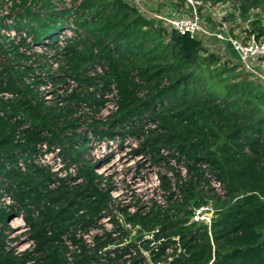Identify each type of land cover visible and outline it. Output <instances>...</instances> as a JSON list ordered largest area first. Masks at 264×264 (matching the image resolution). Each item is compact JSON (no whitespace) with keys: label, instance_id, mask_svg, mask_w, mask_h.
<instances>
[{"label":"trees","instance_id":"trees-1","mask_svg":"<svg viewBox=\"0 0 264 264\" xmlns=\"http://www.w3.org/2000/svg\"><path fill=\"white\" fill-rule=\"evenodd\" d=\"M33 1L42 2L43 12L23 0L24 13L13 26L32 41L0 39V53L10 56L9 62L0 63V200H14L13 205H0V264H125L130 248L138 247L133 241L116 246L103 260L99 252L123 243L132 232L121 223L120 237L96 236L93 253L77 236L79 229L98 225L111 197L110 188L99 187L97 163L84 156L90 132L96 138L135 136L141 143L134 152L150 155L154 163L165 159L163 148L173 147L191 161L192 175L179 185L182 200L164 213L130 216L124 210L125 222L137 230V240L148 252L138 247L129 264H264V82L241 61L210 51L201 37L148 16L133 0H75L78 4L70 9ZM199 1L201 10L204 3L227 0ZM232 1L244 20L253 9L262 10L245 30L264 40V0ZM186 2L172 1L170 8L181 11ZM73 17L74 34L61 46L60 34L71 27ZM49 28L51 33L42 34ZM32 43L55 51L62 74L44 77L35 72L29 61L34 57L36 63L44 55L20 50L32 48ZM97 65L107 67L104 74L90 73ZM68 79L76 86L59 93ZM50 82L56 87L52 105L40 90ZM113 84L117 108L101 121L103 127L97 121L84 134L77 132L80 116L75 113L84 104L100 112ZM43 144L48 150L60 147L67 164L81 162L77 176L61 178L38 163ZM200 162L209 164L228 189V197L216 202L211 234L190 219L191 206L206 201L194 179L202 178ZM78 177L83 178L79 183L68 181ZM162 181L170 187L165 176ZM17 216L25 220L34 244L20 255L7 244V230ZM145 234L151 237L143 238ZM67 239L81 248L72 261Z\"/></svg>","mask_w":264,"mask_h":264},{"label":"built area","instance_id":"built-area-1","mask_svg":"<svg viewBox=\"0 0 264 264\" xmlns=\"http://www.w3.org/2000/svg\"><path fill=\"white\" fill-rule=\"evenodd\" d=\"M52 3V0H48ZM23 0H0V39H17L16 43L22 37H26L28 42L32 41V37L28 35L25 31L17 32L16 29H14V25L16 23V19L19 17L18 15L24 13V8L21 6ZM193 6L201 4V1L194 0L191 1ZM27 4L31 5V0H27ZM35 5V3L33 4ZM13 6H19L23 9L20 13H13L11 10L13 9ZM55 9H62V7H58L56 5H53ZM70 9V8H69ZM32 10H34L32 8ZM11 11V12H10ZM198 12L194 11L193 13H190L189 15L186 14H178L168 17L165 16V18L168 19L170 27L178 30L181 33H188L192 37L200 36V34H203L202 32L205 31L202 20L200 16L197 14ZM164 18V17H163ZM24 21H26V18H24ZM73 26V25H72ZM213 26V32L212 34L216 36L219 39H224L228 41L235 52L238 55L239 61L242 62V64L245 66L246 70L253 73L255 76L259 77L261 80L264 79V40L263 39H257L255 36H249V34L245 31L244 36L239 35H233L231 31L228 29V24L225 22H222L221 25L218 27L215 26L212 23ZM74 28V27H73ZM73 28H65L61 34H60V44L61 46H64L65 39L69 36H72L74 34ZM48 39V38H47ZM47 41V40H46ZM32 48H27L22 46L20 48L21 51L26 52L27 54L32 53H38L39 50H48L46 47H42L40 45L31 44ZM2 57H4L6 63V54L0 53V63H2ZM34 57L31 61H29V64H32V66L35 69V72L37 74H41L44 77L46 75L50 74H62L60 71V65L63 64L58 59H54L52 56L48 57L46 59V62L42 64V69H40L36 63H33ZM107 69L104 65H97L90 73L92 75L97 74H104L105 70ZM29 81V79H26ZM67 84H63L62 87H59L60 91L64 93V91H71L76 86V81L73 79H68ZM54 87L56 88L51 82L45 85H42L41 89H44L46 87ZM42 92V91H41ZM117 94V88L113 84L112 85V91L108 92L106 97L108 98L105 107L100 112H94L96 114H102L104 110H108V114L104 117L105 120L107 119L108 115H110L116 108V98L115 95ZM6 96L9 97L11 94L6 93ZM45 98V97H44ZM82 107H88L85 104L82 105ZM89 108V107H88ZM91 109V108H90ZM80 110L77 111V113ZM92 111V109H91ZM76 115V113H75ZM88 130V129H86ZM89 131V130H88ZM85 133V132H84ZM90 132L89 138L91 141L89 144H91L94 140L99 141L103 140V138H96L94 134ZM132 136L128 135L125 138H121L120 136L111 139L108 137H104L105 140L108 142L111 141H119L124 140L127 137ZM135 137V136H133ZM137 138V137H136ZM42 146V152L37 156V162L49 167L50 170L57 175L58 177H75L77 176L78 169L81 165V162H72L70 164H67L59 155L61 148L60 147H53L51 150H48L45 144ZM87 152H90L89 150ZM162 154L164 155L165 159L162 160L165 165H167L168 170L164 171L161 167L154 168V170L150 171L146 168V170H141L140 172H136V176L129 180V185L126 188H121L120 190L116 189V185L119 183L117 175H108L107 173L103 174L99 170L100 168L96 167L95 171L99 175L98 177V184L99 187L103 190H107L110 188V200L107 203L106 209L103 210V215L100 218L98 225L90 227L88 229H79L77 231V236L81 237L86 248L87 246H95L97 245L96 236H99L101 238H105L107 233H111L113 237L118 238L120 237L122 230L118 229L119 223H121L122 226H124L126 229H133L132 225L125 222L124 218V210L128 215H133L135 213L141 214V215H147L149 213L157 212L164 213L166 210L170 208L172 203L175 200H182L183 199V193L180 190V186L183 182L188 181L190 179L192 173L189 170V163H191L190 160L186 158L185 155L180 154V152L173 147L172 149L163 148L161 150ZM48 154H51L54 156L56 161H61L62 164L60 166L54 167L52 163H50V160L47 157ZM144 153H141L140 155H143ZM87 155L86 152L84 153V156ZM88 155H91V153H88ZM117 155L115 153L113 155V158ZM86 158V156H85ZM88 159V158H87ZM161 162V161H160ZM159 162V163H160ZM158 164V163H155ZM20 165L24 168L23 161H20ZM197 166H199L202 171L203 175L201 179H198V176H194L195 179V185L196 188L201 190L202 193L205 196L206 201L199 204V205H192V213H191V222H197L201 225H204L207 227V230L211 234V226L214 220V217L216 216V212L219 208L216 206V202L218 199L224 200L228 197V189L226 184L223 182L222 179H220L215 173L211 170V167L207 163H197ZM159 169H162L159 171ZM162 176H165L169 182L170 187L165 188L163 186ZM83 180L82 177H78L76 180H68L72 185L75 183H79ZM54 186V185H53ZM171 192H174L175 194L171 197ZM6 196H4L5 198ZM2 198V199H4ZM1 199V200H2ZM0 200V201H1ZM1 205V204H0ZM19 219L22 221L25 225L26 222L23 219L22 216H17L10 222L11 229L7 230L8 233V239L7 244L9 247L14 248L15 253L20 255L26 250H31L33 248V241L27 239L26 242L21 243L25 244L28 243L29 246L32 245V247H27L23 250H19V248L12 246L9 242L12 239L11 234L14 229H16L13 226L14 220ZM29 229V227L27 226ZM29 231V230H28ZM130 236V235H129ZM151 235L145 234L144 238H150ZM126 240L123 243H118L114 245H109L105 247L101 253H103L104 256H106V252L108 249H113L116 246H126L125 242H127L129 239L125 238ZM12 242V241H11ZM137 242V246L142 250L141 243ZM67 243L69 244V250L67 253V257L69 261L73 260L74 253L75 252H81V248L72 243L70 239H67ZM19 245V247L21 246ZM138 247H131L130 252L127 253L124 256V259L126 263H130L133 256L137 255ZM105 251V252H104ZM144 252V250H142ZM147 253V251H145ZM168 252H171V249H168ZM115 254L112 253V256ZM105 260V258H103ZM122 262V261H121ZM121 262L119 264H121ZM155 264H166V262H158Z\"/></svg>","mask_w":264,"mask_h":264},{"label":"rangeland","instance_id":"rangeland-1","mask_svg":"<svg viewBox=\"0 0 264 264\" xmlns=\"http://www.w3.org/2000/svg\"><path fill=\"white\" fill-rule=\"evenodd\" d=\"M29 1V0H28ZM53 5H56L58 7L62 8H74L78 2L75 0H52ZM135 3H137L140 8L148 15V16H153L156 18H159L164 20L165 25L170 26L169 21L165 16H168L169 18L176 15V13H182L189 15L190 12L193 13L194 11L198 12L197 14L200 16L204 29L203 34H200L199 37L203 40V43L206 47L209 48L210 51L212 52H217L220 55H222L224 58H231L232 61H238V55L233 49L232 45L224 40V39H219L216 36L212 34L213 32V26L212 23L215 26H219L222 24V22H225L228 24V29L231 30L232 28L234 29V32L240 36L245 35V29L247 27H250V21L254 19L255 13H262L261 9H253L251 11V18L248 20H244L239 16L238 10H235L233 6V1L232 0H227L226 2H221L216 5H210L208 3L203 4V8L201 10H198L197 5L195 7L193 6L191 1L194 0H187L185 6L181 9V11L172 8V10L175 12L173 14H166L165 12L168 8L171 6L172 1H177V0H133ZM34 1L31 0V7L34 9L33 11H40L43 12V9L40 8L42 2L35 3ZM200 5V4H198ZM193 6V10L189 11V7ZM155 7V8H153ZM23 8L19 6H13V9L11 10L13 13H20ZM161 9H163L161 11ZM10 11V12H11ZM162 12V13H160ZM236 13V17L232 18L231 14ZM164 17V18H163ZM207 17H210L211 20H208ZM74 17L71 18L68 22L71 23V27H75V22H74ZM263 23H264V17H263ZM73 25V26H72ZM53 31V28H49L48 30L44 31L42 34H49ZM43 36V35H42ZM39 54L44 55L43 57H40L36 64L42 65L43 63L46 62V59L48 57H53L54 59H58L59 61L60 58L58 56H55V51L54 50H39ZM9 57L6 56V62H9ZM2 62H5L4 57H2ZM258 78V77H256ZM257 80L264 82V79L258 78ZM54 87H46L44 89H41L43 92V96L46 99V103L48 105H52L56 101V94H53ZM59 93H62V91H58ZM65 93V91H64ZM79 112L76 113L75 116H80L79 119V124L80 126L77 127V132L84 134L87 128H90L91 124L93 122L100 121V127H103L102 122L105 121V116L108 114V110H104L102 114H96L93 111H91L90 108L88 107H80ZM102 121V122H101ZM99 124V123H98ZM93 135V134H92ZM94 140L91 144H89V151L86 152L87 155L86 158L89 160L97 163V167L100 168V172L105 174L107 173L108 175H117L119 183L116 185V189L120 190L121 188H126L129 185V180L134 178L136 176V172H140L141 170H154V168L161 167L164 171L168 170L167 165L164 164L163 161H161L158 164H155L153 160L151 159V156L144 153L143 155H140L141 153H136L134 152L135 149L140 148V143L141 139L129 136L124 140H119V141H111L108 142L103 138V140L99 141ZM88 153H91V155H88ZM117 153V155L113 158V155ZM50 160V163L53 164L54 167L60 166L62 164L61 161H56L54 156L51 154H48L47 157ZM162 169H159L161 171ZM0 204H4L6 206H10L14 204V200L6 196L4 199L0 201ZM11 237L13 240H11L9 243L12 246H15L19 248V250H23L27 247H32L28 245V243L22 244L27 241L29 238V231L27 228V225L23 223L21 230L17 231V229H14ZM138 233L137 230H133L130 233V236L128 237V241L125 242V244L129 242H136L142 243V240H137ZM144 238V237H143ZM19 245H21L19 247ZM97 245L95 246H87L88 249H90V252H94V249H96ZM142 250L145 249L141 245ZM73 250V249H70ZM74 252V250H73ZM105 252V251H104ZM76 254H79L80 252H75ZM101 253V252H99ZM148 253V252H147ZM98 254V253H97ZM105 258V256H104ZM121 262V261H120ZM123 263V262H121ZM125 264H128L125 263Z\"/></svg>","mask_w":264,"mask_h":264},{"label":"bare ground","instance_id":"bare-ground-1","mask_svg":"<svg viewBox=\"0 0 264 264\" xmlns=\"http://www.w3.org/2000/svg\"><path fill=\"white\" fill-rule=\"evenodd\" d=\"M13 226L17 229V231H20L22 227V221L19 219L14 220Z\"/></svg>","mask_w":264,"mask_h":264},{"label":"crops","instance_id":"crops-1","mask_svg":"<svg viewBox=\"0 0 264 264\" xmlns=\"http://www.w3.org/2000/svg\"><path fill=\"white\" fill-rule=\"evenodd\" d=\"M153 8H155V7H153ZM155 9H156V8H155ZM156 10H157V9H156ZM162 10H163V9H161V11H162ZM162 12H165L167 15L170 14V13L174 15V13H175V12L172 10V8H168L166 11H162ZM162 12H160V13H162Z\"/></svg>","mask_w":264,"mask_h":264}]
</instances>
